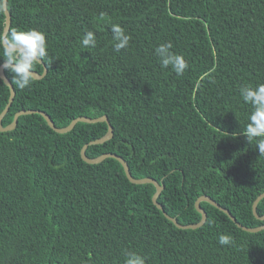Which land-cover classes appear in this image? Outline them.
I'll use <instances>...</instances> for the list:
<instances>
[{
	"label": "trees",
	"instance_id": "obj_1",
	"mask_svg": "<svg viewBox=\"0 0 264 264\" xmlns=\"http://www.w3.org/2000/svg\"><path fill=\"white\" fill-rule=\"evenodd\" d=\"M9 3V29L45 33L48 57L24 90L3 70L15 94L2 126L21 109L45 112L56 127L105 115L112 136L85 155L115 153L132 177L162 184L157 202L179 223L198 222L194 202L207 195L240 224L264 225L252 213L264 155L241 134L252 108L240 96L264 84V0ZM113 24L130 34L127 48L114 49ZM87 31L95 48L81 45ZM165 42L187 61L182 75L160 66L154 49ZM8 97L0 78V112ZM106 131L105 122H78L57 133L37 113L0 131V264H125L128 253L145 264H264V228L242 230L207 201L201 226L177 228L152 203L151 183H131L113 158L83 161L81 147ZM256 212L264 215V197ZM221 234L233 243L220 245Z\"/></svg>",
	"mask_w": 264,
	"mask_h": 264
},
{
	"label": "clouds",
	"instance_id": "obj_2",
	"mask_svg": "<svg viewBox=\"0 0 264 264\" xmlns=\"http://www.w3.org/2000/svg\"><path fill=\"white\" fill-rule=\"evenodd\" d=\"M10 11L9 0H0V19ZM114 49L127 48L131 36L119 24L111 26ZM84 48H95L97 38L94 32L87 31L81 40ZM48 44L46 35L40 30L12 27L7 32L0 27V58L3 64L0 69L12 74L14 84L21 90L30 87L35 81V68L48 57ZM170 42L161 43L154 49V54L162 68L171 67L177 76L182 75L188 68L185 58L173 51ZM210 73H205V76ZM240 96L245 104L251 105L248 123L241 133L250 144L256 142L259 154L264 155V84L255 87L244 86L240 88ZM211 223V221H209ZM218 243L222 246L233 243L229 234H221ZM125 264H145V258L135 253H128Z\"/></svg>",
	"mask_w": 264,
	"mask_h": 264
},
{
	"label": "water",
	"instance_id": "obj_3",
	"mask_svg": "<svg viewBox=\"0 0 264 264\" xmlns=\"http://www.w3.org/2000/svg\"><path fill=\"white\" fill-rule=\"evenodd\" d=\"M10 26V11L8 12V14L6 16H4V26H3V31L7 32ZM3 64V63H2ZM1 64V65H2ZM41 65L43 66V70L41 74H38L36 71V78L35 79H39L42 78L43 75L46 73V68L43 64V62L41 63ZM0 78L3 80V82L7 85V87L9 88V97H8V101L5 105V107L3 108V110L0 112V131H8L11 130L13 128H15L16 124H17V120L18 117L21 115H25V114H33V113H37L39 115H41L43 117V119L45 120L46 124L55 132L57 133H66L68 131H70L76 123L78 122H85V123H96V122H105L107 125V131L105 133L104 136L97 138L95 140L89 141L88 143H85L81 149H80V158L85 161L86 163L89 164H96L101 162L102 160H104L105 158H113L115 160H117L122 168L123 171L125 173V176L127 177V179L134 184H143V183H151L154 187H155V192L152 196V203L159 209L162 211L164 217L168 220H170L177 228H181V229H187V228H197L199 226H201L205 220H206V212L205 210L201 207L200 202L201 201H207L208 203H210L211 205H213L214 207H216L217 209H219L220 211H222L223 213H225L228 218L233 221L235 223V225L239 228H241L242 230L248 231V232H256L259 231L261 229L264 228V225H260V226H256V227H247L244 226L242 224H240L239 222L236 221L235 217L229 212L228 209L220 206L216 201H214L211 197L207 196V195H201L199 196L195 202H194V207L195 209L200 213L201 218L198 222L196 223H190V224H181L179 223L175 217H171L170 215L166 214V212H164L162 206L157 202V197L159 196L163 185L158 183L155 179L150 178V177H143V178H134L132 177V175L130 174L129 171V167L127 165V162L119 155L115 154V153H103L97 157L94 158H89L85 155V149L89 144H99V143H103L104 141L108 140L111 138L112 136V127L110 125V123L107 120V117L105 115L102 116H98V117H94V118H90V117H86V116H78L74 119H72L68 125L64 126V127H56L54 125V123L52 122V120L50 119V117L43 111L41 110H34V109H21L19 111H17L14 116H13V120L11 121V123H9L6 126H2L1 121L2 118L4 117V115L6 114L12 99L14 97L15 91L10 83V81L6 78V76L4 75V72L2 69H0ZM264 197V192L258 194L256 196V198L254 199L253 203H252V213L253 215L258 218L263 220L264 219V215H258L256 212V206L257 203L259 202L260 199H262Z\"/></svg>",
	"mask_w": 264,
	"mask_h": 264
}]
</instances>
